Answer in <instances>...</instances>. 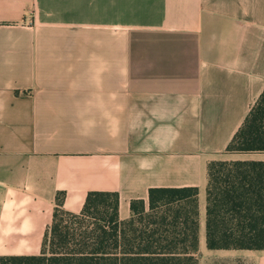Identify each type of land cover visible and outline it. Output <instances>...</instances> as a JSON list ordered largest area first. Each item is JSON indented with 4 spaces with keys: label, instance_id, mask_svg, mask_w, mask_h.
Segmentation results:
<instances>
[{
    "label": "crops",
    "instance_id": "obj_1",
    "mask_svg": "<svg viewBox=\"0 0 264 264\" xmlns=\"http://www.w3.org/2000/svg\"><path fill=\"white\" fill-rule=\"evenodd\" d=\"M263 90L264 0H0V258L40 255L61 195L117 193L124 220L196 187L205 234L208 163L264 161L226 151Z\"/></svg>",
    "mask_w": 264,
    "mask_h": 264
},
{
    "label": "trees",
    "instance_id": "obj_2",
    "mask_svg": "<svg viewBox=\"0 0 264 264\" xmlns=\"http://www.w3.org/2000/svg\"><path fill=\"white\" fill-rule=\"evenodd\" d=\"M264 152V90L226 148ZM57 198L39 256L0 258V264H198V189L151 188L119 218V196L88 193L79 214ZM205 247L264 251V161L207 165Z\"/></svg>",
    "mask_w": 264,
    "mask_h": 264
},
{
    "label": "rangeland",
    "instance_id": "obj_3",
    "mask_svg": "<svg viewBox=\"0 0 264 264\" xmlns=\"http://www.w3.org/2000/svg\"><path fill=\"white\" fill-rule=\"evenodd\" d=\"M249 153H255V152H249ZM203 219H204V215L200 214L199 215V229H198V244H199L198 264H226L225 260H228V259L217 258L215 254H212L209 251H207L205 247V234H204V228H203Z\"/></svg>",
    "mask_w": 264,
    "mask_h": 264
}]
</instances>
